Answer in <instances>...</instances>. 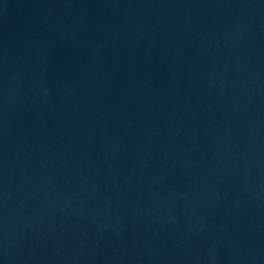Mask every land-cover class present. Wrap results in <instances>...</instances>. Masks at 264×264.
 Returning a JSON list of instances; mask_svg holds the SVG:
<instances>
[{
  "label": "water",
  "instance_id": "95a60500",
  "mask_svg": "<svg viewBox=\"0 0 264 264\" xmlns=\"http://www.w3.org/2000/svg\"><path fill=\"white\" fill-rule=\"evenodd\" d=\"M0 264H264V0H0Z\"/></svg>",
  "mask_w": 264,
  "mask_h": 264
}]
</instances>
